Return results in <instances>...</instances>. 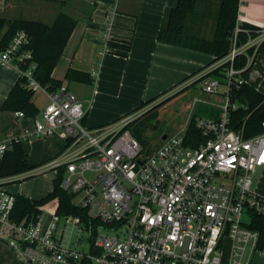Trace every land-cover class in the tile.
Returning a JSON list of instances; mask_svg holds the SVG:
<instances>
[{"label":"built area","instance_id":"obj_1","mask_svg":"<svg viewBox=\"0 0 264 264\" xmlns=\"http://www.w3.org/2000/svg\"><path fill=\"white\" fill-rule=\"evenodd\" d=\"M108 23L106 52L116 40ZM240 31L237 23L228 55L198 78L209 95L219 96L224 88L220 116L196 118L205 141L188 146L186 126L148 154L127 128L138 118L134 113L108 126L87 127L82 101L66 84L55 91L41 84L32 38L16 32L0 50V60L15 67L23 86L41 91L48 103L31 118V130L3 136L0 159L14 143L62 141L55 157L28 174L62 171L61 189L83 212L60 215L40 208L16 222V195L0 179V239L21 264H253L256 256L264 264L260 232L251 227L254 215L264 217V195L254 185L257 170L264 167V122L261 133L251 137L231 127V112L247 108L232 102L231 94L246 83L243 73L256 60L264 34L240 43ZM242 56L246 65L238 67ZM217 69L223 79L209 75ZM16 115L26 117L21 111ZM77 227L88 235V250L76 248L83 241L80 236L72 240Z\"/></svg>","mask_w":264,"mask_h":264},{"label":"crops","instance_id":"obj_2","mask_svg":"<svg viewBox=\"0 0 264 264\" xmlns=\"http://www.w3.org/2000/svg\"><path fill=\"white\" fill-rule=\"evenodd\" d=\"M178 2L179 0H0V17L8 21L24 19L52 25L61 13H65L76 20V26L53 72V78L65 82L69 69L91 73L94 78L93 85L78 82L64 84L82 101L86 110L84 124L90 129H97L136 113L135 110L142 102L150 101L165 91L178 89V86H189L201 74L210 71L213 55L158 40L166 12L177 7ZM218 6L219 0H200L197 22L190 24V29L202 36L212 38ZM108 17H110L109 21ZM108 22L113 24L116 40L130 41L129 52L105 51L104 34ZM238 23L258 26L264 34V0H240ZM7 30L8 26H5L1 36ZM18 80L19 74L15 67L0 60V140L6 134L22 136L26 130L33 128V121L21 122V119L29 117L18 118L16 112L2 109ZM246 83L264 93V80L256 79V75L250 76L249 79L246 77ZM81 85L88 88L80 87ZM149 105L152 107L154 102ZM202 111L203 116L202 114L195 116L215 119L220 116L219 109L213 111L206 107ZM9 115L15 117L17 122H8ZM50 139H53V142L45 150V155L35 162L29 158L31 164L41 165L61 151L62 141L56 138ZM26 142L28 141H23L22 145L28 154ZM51 171L55 174L50 178L51 188L38 197H29L21 192L26 184H19L18 187L10 186L14 180L32 175L28 174L29 172L5 179V186L15 195L21 194L32 199H40L52 190L57 172L48 170L33 175L36 177ZM258 172L256 189L264 195V167L258 169ZM37 191L34 194L38 195ZM0 250L3 255L1 261L5 260L6 264H21L2 239H0Z\"/></svg>","mask_w":264,"mask_h":264},{"label":"trees","instance_id":"obj_3","mask_svg":"<svg viewBox=\"0 0 264 264\" xmlns=\"http://www.w3.org/2000/svg\"><path fill=\"white\" fill-rule=\"evenodd\" d=\"M199 4L200 0H179L177 7L169 9L166 12L158 34V40L163 43L213 55L214 59L212 63H214L227 56L230 51V37L238 23L240 0H219L216 26L212 38L202 36L190 29L189 25L197 22ZM239 24L241 29L239 33L240 43H244L249 37L255 38L261 33V28L258 26L249 23ZM5 26H8V30L1 36V31ZM75 26L76 20L65 13H61L52 25L24 19L8 21L0 17V50H3L10 43L16 32L23 30L32 38L30 49L33 52L34 61L38 64L35 75L42 85L48 86L50 91L57 90L65 82L93 85L94 78L91 73L76 69H69L67 71L65 82L53 78V72L64 53ZM130 47V41L115 40L109 43V52H113L114 50L129 52ZM253 51L254 49H250V54ZM257 51L258 54L264 55V41L260 44ZM246 62V57L242 56L238 60L237 66H245ZM253 64L243 73L245 78L247 71L253 67ZM209 75L221 79L225 77L221 73V69L212 71ZM23 82L22 79L18 80L5 100L2 109L12 112L21 111L26 117L32 118L40 112V109L33 101L35 93L25 88ZM197 83H199L198 79L191 85L193 86ZM186 89L179 91L147 110L127 126L132 135L141 143L144 153H151L153 149L150 147V142L145 138L142 130L137 128L136 124L140 123L146 127V124L153 119L159 122L158 109L183 95ZM168 92L165 91L150 101L142 102L135 111L148 106ZM231 101L247 106V108H239L231 112V127L234 130L244 129L246 137L261 133V124L264 122V93L245 83L239 89L233 90ZM196 118L195 115L190 118L185 137L187 145L192 148L197 147L205 141V138L196 128ZM38 166L30 163L29 156L25 152L22 143H14L12 148L0 159V179H7L31 172ZM30 178H33V176L27 179ZM62 179L63 172L59 171L53 180L52 190L40 200L16 194V204L12 212V219L16 222H22L34 216L40 208H48L60 215H82L83 212L72 204L70 194L61 189ZM251 227L260 232L261 240L259 248L264 249V217L254 215Z\"/></svg>","mask_w":264,"mask_h":264},{"label":"rangeland","instance_id":"obj_4","mask_svg":"<svg viewBox=\"0 0 264 264\" xmlns=\"http://www.w3.org/2000/svg\"><path fill=\"white\" fill-rule=\"evenodd\" d=\"M259 72L260 74L257 75L256 73ZM256 75V79L258 80H264V55L258 54L255 60V63L253 67L247 71L246 77L249 79L250 76ZM195 82V81H193ZM192 82V83H193ZM191 83V84H192ZM76 84V83H74ZM189 85L186 87H180L178 86V89H172L168 93L162 95L159 97L156 101H154V107L155 105L159 104L163 100H165L167 97L174 95L178 93L181 90L186 89L183 95L175 98L168 104L160 107L158 110V119L159 122L155 119L151 120L147 126H143V124H136L137 128L141 129L145 138L150 142V147L154 150L155 148L160 147V145L163 143V137L171 136L173 134H176L177 132L184 129L187 124L190 121V118L192 115H200L203 113L202 109L209 107L213 111L220 110V105L224 103V88L221 87L220 89V95H209L205 93L202 89V86L200 83H197L195 85ZM72 85V84H71ZM80 85V84H77ZM80 87H84L87 89V86L81 85ZM72 88V87H71ZM83 89V88H81ZM34 103L37 105V107L43 109L46 104L48 103L47 97L41 92H35L33 97ZM152 105V104H151ZM145 106L141 109H139L134 115H137V117H140L147 109H151L152 107ZM85 108V107H84ZM203 116V114L201 115ZM205 116V115H204ZM21 122H30L32 123V120L30 118L21 119ZM16 121L15 117H12L9 115L8 122ZM20 121V120H19ZM17 122V121H16ZM145 125V124H144ZM20 127V124H18ZM53 139L45 138V139H38L26 142V148L29 154V158L32 162L38 161L42 156L45 155V150L47 147L52 144ZM55 174L54 172H47L46 174H41L36 177L33 175H27L22 177V179L14 180L13 183H10V186L15 185V187H18L19 184H26V187L22 189L21 192H24L27 196H39L41 194H45L47 190L51 188L52 180L50 179ZM33 176V178L27 179L28 177ZM259 179V172L255 174V182L254 185L256 187V184ZM37 191L39 193L36 195L34 192ZM34 194V195H33ZM45 197V196H44ZM43 198V197H41ZM40 198V199H41ZM32 199V198H30ZM40 199H34V200H40ZM71 229L68 231V236L71 235ZM77 236H80L83 240L81 243L76 246V248L80 250H88L89 249V243L87 242V234L84 231H79V228H75L72 232V240L73 242L76 241ZM73 246H75V243H73ZM1 256V250H0V259ZM262 263V257L256 256L253 264H261ZM0 264H6L5 260L1 261Z\"/></svg>","mask_w":264,"mask_h":264},{"label":"water","instance_id":"obj_5","mask_svg":"<svg viewBox=\"0 0 264 264\" xmlns=\"http://www.w3.org/2000/svg\"><path fill=\"white\" fill-rule=\"evenodd\" d=\"M166 138H167V136L165 135V136L163 137V140H166Z\"/></svg>","mask_w":264,"mask_h":264}]
</instances>
